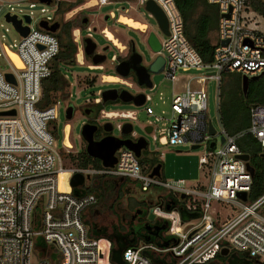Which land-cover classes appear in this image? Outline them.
<instances>
[{
	"label": "built area",
	"instance_id": "built-area-1",
	"mask_svg": "<svg viewBox=\"0 0 264 264\" xmlns=\"http://www.w3.org/2000/svg\"><path fill=\"white\" fill-rule=\"evenodd\" d=\"M24 1L32 2L30 7L39 2L0 0V9L5 5L9 7L4 12L5 22L18 36V41L13 44L0 40V264H109L110 242L105 238H94L85 223V215L97 204V197L95 194H75L70 185L75 174L84 177L83 184L77 188L79 192L89 188L98 177L127 179L135 184L139 194L161 188L166 194L156 198L148 215L168 222L167 235L174 238V244L163 252L175 257L177 264H203L213 260L222 249L244 253L254 262L264 264V194L249 201L252 176L246 163L237 158L241 153L236 143L247 133L259 143L260 153H264V105L250 107V125L246 132L229 135L216 115L215 134L210 135L208 128L212 119L209 118L205 90V84L212 81L217 113L219 86L224 73H238L248 78L264 73V31L255 21L256 15L261 16L251 10L247 0H208L218 6L219 20L213 61L207 65L201 62L186 40L183 21L174 1L152 0L168 23V35H164V41H159L160 50L152 52V59L158 56L164 59L160 72L172 85L171 117L169 126L161 130L158 139L153 123H148L144 129L150 128L152 140H158L161 146L188 144L205 151L199 165L207 170L208 177L204 184L194 187L183 180L165 182L150 177L152 168L145 174L134 153L125 147L115 152L116 163L112 168L79 166L76 163L79 152L70 141L69 125L58 148L53 131L63 99L60 93H52L51 103L46 105L43 81L55 70L53 63L60 44L54 34L39 24L55 23L60 16L61 3L80 1L78 6L62 15L64 22H68L78 12L98 9L110 2L51 0L50 4H43L52 8V17L43 18L34 27L31 12H15L10 6ZM136 1L138 6L144 7L148 0ZM7 15L21 21L22 27H28V34L22 36L15 30L13 24L6 21ZM25 16L29 17L30 23H26ZM107 16L110 20L114 18L113 13ZM144 26L141 31L148 36V28ZM72 35L76 61L82 65L81 29H73ZM10 54L16 56L18 63L12 61ZM114 58L115 55L112 60ZM95 67L103 70V66ZM191 69L205 70L206 75H178V71L186 73ZM6 74H11L15 83L9 82ZM150 101L151 95L146 94L142 106ZM144 109L152 116L150 107ZM11 111L13 115L8 114ZM100 119L111 123L113 129L119 131L120 138L123 125L137 121L133 111L116 112L105 108ZM117 120L120 122L114 124ZM129 136L137 138L133 125ZM68 141L70 145H67ZM211 143H214L213 148H210ZM65 157L68 162L73 158L75 165H65ZM240 192H246L247 201L237 197ZM165 196L182 202L188 212L198 210L199 217L183 223L177 210L165 209L164 200L169 206L173 205ZM143 248H127L123 260L127 264H152L141 254Z\"/></svg>",
	"mask_w": 264,
	"mask_h": 264
},
{
	"label": "rangeland",
	"instance_id": "rangeland-1",
	"mask_svg": "<svg viewBox=\"0 0 264 264\" xmlns=\"http://www.w3.org/2000/svg\"><path fill=\"white\" fill-rule=\"evenodd\" d=\"M110 3L102 6L100 8L90 9L83 12H78L71 20H83L84 18L88 19V24L85 28L81 29L82 38H87L90 36V39L96 44L97 53L101 52V49L108 46L109 50L106 51V61L100 66H103L104 70L95 69L96 67L92 65V62L88 60V58L84 55L83 64L79 65L78 62L71 65H59V71L66 78L69 83V87L66 88V97H62L63 101H61V107L58 112V119L54 122L55 130L53 134L57 140V146L60 148L61 142L64 141V134L68 130L67 125H69L70 132V141L75 146V150L81 152L85 150V143L81 138V128L85 122V119L81 116L79 112H77L73 119L67 120L66 118V104H72L75 108H81L89 99H93L95 94L98 91L105 90L111 87L117 88H125L121 85H113V84H100L101 76L106 75H114V72L111 68V59L114 54H117L115 47H122L126 41L132 40L137 47V51L142 55L145 62L147 64L151 63L152 56L151 50L146 43V36L141 35L138 31H135L131 28L143 29L142 26L145 24L148 28V33H154L159 41H164L165 37L162 32L159 30L156 21L147 13L143 7L138 6L136 0H108ZM32 2L24 1L17 2L11 4L15 12L23 11L26 13H32L33 17V25L37 27L39 22L43 18L52 17L51 10L49 6L41 3L35 2L34 7H30ZM47 9V13H43L42 10ZM9 7L6 5L0 9V40L4 41L7 44H13V41H18V36L16 32L12 29L11 25L7 24L4 19V12L8 11ZM113 13L114 18L105 22L104 16ZM121 17H126L127 19H132L134 22L130 24H124L120 22ZM131 17V18H129ZM62 18L63 16H58L57 20ZM70 20V21H71ZM119 20V21H118ZM138 21V22H136ZM255 21L259 24V29L264 31V18L255 16ZM64 22V20H63ZM142 23V24H141ZM129 26V27H128ZM86 28H90V31H87ZM8 29V31H6ZM72 31L70 33L71 40L73 42ZM110 33L112 35V39H110L107 34ZM114 41L116 43H114ZM215 38L213 40V43ZM74 43V42H73ZM151 53V54H150ZM164 54V52L162 53ZM179 74H184L185 76H196L202 77L206 75L205 70L197 71L195 69H191L189 72L178 71ZM242 75L238 73H225L223 79L221 80L220 90H222L221 100L223 102V111L226 113V116L229 117V112H233L231 109L230 102L233 98V94L240 93L237 86V78ZM106 79V78H105ZM107 80H111L107 78ZM97 82L96 86H90L91 82ZM151 82L153 85L152 90L146 92V94H150L152 97V101L146 103L145 106L151 108L153 114L147 115L145 111V106L137 107L132 103H109L105 106V109L110 111H133L136 115V122L133 125V131L137 135V137H143L148 141V151H143L140 158H138V162L141 164L142 168H144L145 174L151 170L150 166L152 165V161L159 160L161 164L160 178L165 182L183 180L190 187H194L198 184H204L205 179L208 177L207 170L200 168L199 159L205 154V151L200 148L196 150H192L188 144L180 145L176 147L171 146H161L157 141H153L151 136L145 131V127L148 123H153L155 127L154 134L156 138L160 136V132L162 129L166 128L170 124V102L172 95V85L169 80H166L164 75L159 72L157 74L151 75ZM205 90L208 96V112L209 118L213 119L216 115L220 119L219 111L220 106L218 107V112H215V105L213 102V82L208 81L205 84ZM242 91V89H241ZM70 96V97H69ZM235 97V96H234ZM238 97V96H237ZM237 104V109L242 107V102L237 100L235 101ZM238 111V110H237ZM238 114H241L239 112ZM155 118H160V121L156 122ZM106 121H102L101 123H105ZM114 122V121H113ZM120 122L117 120L115 123ZM123 122V121H121ZM125 123V122H123ZM115 137L121 136L119 131L114 128L111 133ZM165 135V133L163 134ZM64 154H67L64 152ZM71 156V155H70ZM74 159L72 158L70 162H68V157H65L64 164L67 166H72L74 164ZM119 189V188H118ZM156 193L161 191V188L153 189ZM119 193H121L120 197ZM114 199H110V201H102L100 204L93 208L90 214L86 215V219L94 222L98 228L105 227L111 231L112 227L118 225V219H121L123 225L128 226L127 220H124L125 214H127L126 209L131 206L132 202L129 199L139 198L147 200L149 196L145 194H139V191L133 186H129L121 189ZM114 203V208L110 209V205ZM115 212V214H114ZM230 212V211H228ZM168 234L167 232L165 233ZM234 256H236L234 258ZM229 259L231 264H246L241 254H236L234 251L229 252ZM227 264V263H225Z\"/></svg>",
	"mask_w": 264,
	"mask_h": 264
},
{
	"label": "trees",
	"instance_id": "trees-1",
	"mask_svg": "<svg viewBox=\"0 0 264 264\" xmlns=\"http://www.w3.org/2000/svg\"><path fill=\"white\" fill-rule=\"evenodd\" d=\"M173 1L181 15L183 21V33L186 40L193 47L204 65L211 64L214 53L212 36L217 30L219 20L218 6L209 3L208 0ZM79 4L80 1L75 3H61L59 5L58 13L62 16L64 13L69 12ZM247 5L253 12L264 18V0H247ZM57 21L62 26V31L54 34L59 40L60 51L53 63L55 67L54 72L48 79L43 81V101L46 105L51 103L52 93L57 92L60 93L61 97H66L65 90L69 87V83L58 70V66L60 64L71 65L76 63V45L72 42L70 33L72 29H83L86 27V25L82 24V20L63 22L62 18H60ZM237 86L240 93L236 95L233 94L232 96L233 98L231 99L230 106L231 109H233V112L230 113L227 109L229 117H227L226 113L223 111L224 105L220 98L222 90H220L221 88L219 86L218 107L221 105L219 120L222 127L229 135L246 132L250 125V107L252 105H264V77H261L257 81L249 82L246 96H244L241 91L240 76L237 78ZM237 100L242 102V107H239L238 109L236 108L237 104L235 102ZM239 112H241V114H238ZM236 143L240 153L249 156V164L254 169L249 192V201L252 202L264 194V158L261 157L259 143L251 135L247 133L243 134ZM76 163L79 166L101 168L99 160L89 157L85 150L78 153ZM158 164H160V161L153 159L150 168H153ZM121 189L123 190L122 187L116 186L113 179L98 177L94 179L89 188H86L82 192L75 191V194H95L97 197V203L100 204L102 201H110V199H114L115 202V198L119 191L121 192ZM120 194L121 193H119L118 197L121 196ZM164 198H169V196H165ZM169 199L173 201V205L169 206L168 202L163 199L165 209L177 210L183 223L199 217L198 210L196 212H188L182 202L171 197ZM129 201H131L132 204L128 210L126 209L127 214H125L124 218V220L129 221L128 226L123 225L121 219H118L119 224L112 227L111 231H109V229L105 227L98 228L94 222L85 218V223L89 227L90 234L94 238H105L110 242L109 264H127L123 260V252L127 248H137L140 246L145 247L141 250V254L152 264H177L178 260L175 257L170 253L163 252L174 244V238L167 234L165 236L168 229V222L161 220L162 224L165 225L163 234L156 233L153 229L147 231L145 230L146 228L142 227L153 224V222H150L148 215L152 204V198H149L148 201L139 198L129 199ZM113 206L114 203L110 205V209H113ZM94 207L89 209L88 214L92 212ZM262 213L264 214V209L262 210ZM133 222L136 223V227L133 226ZM235 253L241 254L246 264H258L244 253ZM235 257L236 256H234V258ZM225 263L231 264L229 254L222 256L220 253H217L213 260L203 264Z\"/></svg>",
	"mask_w": 264,
	"mask_h": 264
},
{
	"label": "water",
	"instance_id": "water-1",
	"mask_svg": "<svg viewBox=\"0 0 264 264\" xmlns=\"http://www.w3.org/2000/svg\"><path fill=\"white\" fill-rule=\"evenodd\" d=\"M41 3H46L50 4L51 0H39ZM144 10L149 13L153 19L156 21L157 26L159 30L162 32L163 35H168V23L167 19L162 12V10L155 4L154 1L148 0L146 1L144 5ZM26 23H30L29 17L25 16L24 17ZM109 16H104L105 22L109 21ZM6 21L11 22L13 24V27L15 30H17L22 36H26L29 32L28 27H22L21 26V21L16 20V18L9 17L8 15L6 16ZM85 22V21H84ZM83 22V23H84ZM40 27L44 29L45 31H48L52 34H55L58 31L59 23L55 22L52 25H48L46 22H41ZM84 55L86 57H90L94 50L96 49V44L89 38H84ZM146 43L148 47L150 48L151 52L156 53L160 50V43L159 40L157 39L156 35L152 32H149L147 38H146ZM104 56H99L95 55L91 57V62L93 66H99L103 60ZM164 66V59L160 56L154 59L152 62L149 72L152 74H157L159 73ZM122 76H126V73L122 72ZM6 79L11 82L15 83L14 79L11 74H6L5 75ZM261 77H264V73L258 76L250 77L248 78L247 76H242L241 77V89L242 93L244 96H246L247 91H248V86L250 81H257ZM139 84L142 85V82L140 80ZM148 88H151V84H146ZM108 92H115L114 90H108L104 91L103 94H106ZM213 93H214V85H213ZM116 97H109L105 98L103 97V102H115ZM119 101L123 103H132L133 105L140 107L144 104V99L143 96L138 95V96H131L126 92H121L120 96L118 97ZM9 115H13L14 112L11 111L8 113ZM73 117V105L69 104L67 109H66V118L67 120H71ZM216 123V118L212 119V123L209 125L208 131L210 135L215 134V129H214V124ZM106 126H109L108 128ZM104 131L105 132H110L113 130V127L111 124H106L104 125ZM97 130V127L94 125H83L80 131L81 138L85 142V152L86 154L93 158L99 160L101 163V166L103 168H112L114 164L116 163V157H115V152L120 149L121 147H125L126 149L132 151L135 155V157L138 159L141 156V151L146 150L148 147V142L145 140V138L140 137L136 139L135 141H132L131 139L128 138H120V137H115L113 135H108L98 141L94 140V133ZM132 131V125L129 123H126L123 125L121 134L123 137L129 136V134ZM145 131L147 133L151 132L150 128H146ZM224 139L221 138V143H223ZM214 143L210 144V148H213ZM198 147L193 146L191 149L196 150ZM261 157L264 158V153L261 154ZM238 159L244 161L246 163V168L251 176L254 174V169L253 167L250 166L249 164V156L247 154H239L237 156ZM160 170H161V165L158 164L155 167L152 168L150 177H157L160 178ZM88 179V178H87ZM84 182V177L81 174H75L70 181V185L72 188L77 191V188L81 186ZM237 197L242 200L243 202L247 201V194L246 192H240L237 194ZM149 220H154V216L152 214H149ZM220 254L222 256H226L229 254V251L227 249H222Z\"/></svg>",
	"mask_w": 264,
	"mask_h": 264
},
{
	"label": "flooded vegetation",
	"instance_id": "flooded-vegetation-1",
	"mask_svg": "<svg viewBox=\"0 0 264 264\" xmlns=\"http://www.w3.org/2000/svg\"><path fill=\"white\" fill-rule=\"evenodd\" d=\"M56 22H58V21H56ZM120 22H121V18H120ZM82 24L87 25L88 19L84 18L82 20ZM61 31H62V26L60 24L58 27L57 33L61 32ZM137 31L141 35H145L147 38V33L145 31H141V30H137ZM109 38L112 39V35ZM83 40H84V38L82 39V44L84 47ZM114 43H116V42L114 41ZM113 46L115 47V50L117 51V54H114L115 58L113 60L111 59L112 60L111 61V68L114 72V75H106V76L103 75V76H101L100 77L101 80L99 83L100 84L121 85V86H124L125 88L111 87V88H107V89L102 90V91H98L95 94V97L93 99H89L81 108L77 109V108H75V106H73V117H72V119L74 118L75 114L77 112H79L81 114V116L85 119V122L83 125H94L97 127V130L94 133V140L95 141H98V140H100V139H102L108 135H112L111 134L112 131H110V132L104 131V129H103L104 125L108 124L109 122L101 123L102 120L100 119V114H101V111L105 108V106L107 104L113 103V102L109 101V102L104 103L103 97H105V98L116 97L117 99L114 103L121 102V101H119L118 97L120 96L121 92L124 91L131 96L141 95V96H143V99L145 101L146 92L149 91L153 87L152 82H151L152 73L149 72V68H150L152 62L154 61L152 59V56H150L151 63L147 64L145 62L144 58L142 57V55L137 51L136 44L132 40L126 41L124 43V45H122V47H121V45H120V47H117L116 45H113ZM96 50H97V47L94 50L93 54L90 57H87L88 60H90V62H91V57H93L95 55H99V56L105 57L103 62L106 61L105 53H106V51L109 50V47L106 46V47L102 48L100 53H97ZM103 62L101 63V65L103 64ZM103 70H104V68H103ZM122 72L126 73V76H122L121 75ZM107 78H109L111 80H107ZM138 80H140L142 82V85L139 84ZM97 84L98 83L94 81V82H91L90 86H96ZM146 84H151V88H148L146 86ZM108 90H114L115 92H108L106 94H103L104 91H108ZM65 106L68 107V104H66ZM109 124H111V123H109ZM106 127L108 128L109 126H106ZM148 134H150V133H148ZM122 138H124V139L128 138V139H131L132 141H135L136 139H138V137L134 139V138H131L130 136H127V137L122 136ZM85 146H86V144H85ZM143 151H148V147L146 150H143ZM143 151H141V155H142ZM109 179H113L117 187L126 188L129 186L130 187L133 186L134 190L136 188L135 184L133 182L132 183L129 182V180H127V179H123V178H117V179L109 178ZM169 202L173 203L172 200H170ZM134 216H136V215H134ZM150 222H153V224H151L150 226L147 225L145 227L144 226H142V227L146 228L145 230H147V231L148 230L151 231L153 229L156 233H161V234L164 233V226L165 225L162 224V221L160 219L154 218V220H152V221L150 220ZM117 223L119 224V221ZM132 224L134 227L137 226L135 222H133Z\"/></svg>",
	"mask_w": 264,
	"mask_h": 264
},
{
	"label": "crops",
	"instance_id": "crops-1",
	"mask_svg": "<svg viewBox=\"0 0 264 264\" xmlns=\"http://www.w3.org/2000/svg\"><path fill=\"white\" fill-rule=\"evenodd\" d=\"M126 18V17H125ZM129 18H131V17H129ZM132 20V19H131ZM119 21V20H118ZM133 21V20H132ZM135 21V20H134ZM133 21V22H134ZM136 22H138V21H136ZM142 24V23H141ZM144 25V24H143ZM129 27V26H128ZM130 29H133V30H135V31H137V30H143V29H136V28H131L130 27ZM214 38H216V32L213 34V36H212V41L214 40ZM164 194H166L165 192H162V191H159L158 193H156L154 190H151L148 194H145L146 196H149V198H152V203L156 200V198L158 197V196H161V195H164ZM89 211V210H88ZM88 211H87V213H86V215L88 214ZM86 215H85V218H86Z\"/></svg>",
	"mask_w": 264,
	"mask_h": 264
},
{
	"label": "bare ground",
	"instance_id": "bare-ground-1",
	"mask_svg": "<svg viewBox=\"0 0 264 264\" xmlns=\"http://www.w3.org/2000/svg\"><path fill=\"white\" fill-rule=\"evenodd\" d=\"M121 22H123L124 24H130V25L133 23V21L131 19H127L125 17H121ZM143 27L145 28V26H143ZM106 33H107V35L109 37H111V34L110 33H108L107 31H106ZM10 58L12 59V61L18 63L17 58H16L15 55L10 54ZM67 145H70V142L69 141H68V144Z\"/></svg>",
	"mask_w": 264,
	"mask_h": 264
}]
</instances>
